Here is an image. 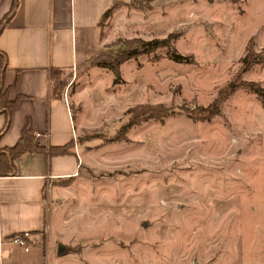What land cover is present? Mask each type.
I'll return each mask as SVG.
<instances>
[{
	"label": "rangeland",
	"instance_id": "374dc122",
	"mask_svg": "<svg viewBox=\"0 0 264 264\" xmlns=\"http://www.w3.org/2000/svg\"><path fill=\"white\" fill-rule=\"evenodd\" d=\"M100 26L87 75L54 80L118 102L104 164L56 201L62 264H264V0H129Z\"/></svg>",
	"mask_w": 264,
	"mask_h": 264
},
{
	"label": "crops",
	"instance_id": "0c3cea01",
	"mask_svg": "<svg viewBox=\"0 0 264 264\" xmlns=\"http://www.w3.org/2000/svg\"><path fill=\"white\" fill-rule=\"evenodd\" d=\"M127 1L20 0L0 33V50L8 63L5 85L9 98H18L11 109V125L0 134V150L15 145L26 128L35 134L39 147L15 156V170L0 174V264H52L51 260L62 264L65 259L67 246L61 242H66L62 238L65 223L60 221L56 201L73 194L75 184L87 178L92 152L97 164H104L103 131H94L107 129V119L116 116L118 102L115 92L108 93L99 99L101 105L98 100L87 110L82 102L87 80L73 92L74 107L54 80H64V85L68 78L69 92L87 75L81 70L105 52L101 19L112 6ZM12 3L0 0V22ZM102 102L108 104L106 111ZM5 124L6 115L0 111V131ZM64 145L66 151H51ZM1 155L2 169L7 167L8 154ZM25 232L29 250L11 240L14 234ZM60 244L66 249L59 253Z\"/></svg>",
	"mask_w": 264,
	"mask_h": 264
},
{
	"label": "trees",
	"instance_id": "16d2710c",
	"mask_svg": "<svg viewBox=\"0 0 264 264\" xmlns=\"http://www.w3.org/2000/svg\"><path fill=\"white\" fill-rule=\"evenodd\" d=\"M20 0H13L11 8L7 11L5 17L2 19L0 22V33L3 31L2 29L6 26L7 22L9 19L14 15L15 11L17 10L19 6ZM115 6H112L110 9L107 10V12L104 14L103 18L108 16L112 12V8ZM168 41L167 38H158L154 39L151 41H148V43L152 44L153 48H157L159 45H162ZM123 59H120L117 61L119 64L122 62ZM244 66L246 69H249L250 65L253 63L252 61H247L246 58L243 59ZM7 60H6V53L2 50H0V111L4 112L6 115V124L4 128L0 131V134L4 132L9 126L11 125V109L13 106L16 105V102L18 98L11 99L9 98V87L5 85V71L7 68ZM59 81V79H58ZM59 81L58 83H60ZM246 87L251 88L254 90L257 94H259V90L257 88H254L252 84L250 85L248 82L244 83ZM250 85V86H249ZM231 91L235 89L234 85H231L230 87ZM215 113H218L216 110ZM214 113V114H215ZM135 120L131 119L128 122L124 123L120 129L119 133L122 134H127L129 129L131 128V125L134 123ZM22 137L19 139V141L11 146L10 148H6L4 150H0V155L3 154V152L7 153L8 156V162H7V167L6 168H0V174H8L9 172H13L15 170V165L13 164V158L17 155H20L22 153L27 152L28 150H35L38 149L39 147L34 143L35 141V134L31 133L27 128L23 130L22 132ZM123 136V135H122ZM114 139L120 138L119 134L113 136ZM67 145L64 146H56L52 147L51 151L52 152H57V151H66ZM2 156V155H1ZM11 159V161L9 160Z\"/></svg>",
	"mask_w": 264,
	"mask_h": 264
},
{
	"label": "built area",
	"instance_id": "2783aa9c",
	"mask_svg": "<svg viewBox=\"0 0 264 264\" xmlns=\"http://www.w3.org/2000/svg\"><path fill=\"white\" fill-rule=\"evenodd\" d=\"M68 101V100H67ZM28 233L25 232L23 234H14V236L12 237V243L13 244H18L20 246H23L25 250H29L30 249V243L27 239L28 237Z\"/></svg>",
	"mask_w": 264,
	"mask_h": 264
},
{
	"label": "water",
	"instance_id": "95a60500",
	"mask_svg": "<svg viewBox=\"0 0 264 264\" xmlns=\"http://www.w3.org/2000/svg\"><path fill=\"white\" fill-rule=\"evenodd\" d=\"M65 249H66V246L63 245V244H60V246H59V248H58V251H59V253H60V252H63Z\"/></svg>",
	"mask_w": 264,
	"mask_h": 264
}]
</instances>
